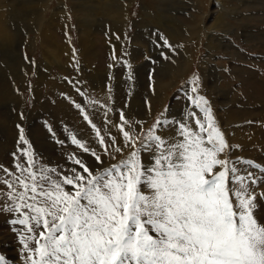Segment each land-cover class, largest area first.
Wrapping results in <instances>:
<instances>
[{
    "label": "snow or ice",
    "instance_id": "6c2138e0",
    "mask_svg": "<svg viewBox=\"0 0 264 264\" xmlns=\"http://www.w3.org/2000/svg\"><path fill=\"white\" fill-rule=\"evenodd\" d=\"M189 100L203 116L189 114L194 127L171 122L181 137L171 144L156 131L170 122L158 119L137 147L139 137L125 130L129 122L121 112L118 127L132 150L107 168L92 169L72 156L81 171L72 168V175L53 180L48 173L56 169L34 170L31 145L20 151L26 162L15 164L19 175L0 166L12 177H0V184L14 205L2 210L17 213L10 223L27 233L18 237L26 264H264V222L256 216L257 196L264 193L254 191L260 181L237 167L241 161L220 158L230 146L208 101ZM23 131L19 143L28 145ZM96 134L104 146L99 129ZM71 142L103 164L75 136ZM0 264H8L3 256Z\"/></svg>",
    "mask_w": 264,
    "mask_h": 264
},
{
    "label": "rangeland",
    "instance_id": "374dc122",
    "mask_svg": "<svg viewBox=\"0 0 264 264\" xmlns=\"http://www.w3.org/2000/svg\"><path fill=\"white\" fill-rule=\"evenodd\" d=\"M100 1L101 0H94L92 1V5H99L98 2ZM159 1L167 3V5L163 7L164 14L167 18L163 20V25H157V22L150 17V10H158L157 5ZM60 2H64L62 4L67 6L69 10H71L69 8L70 5L77 6L75 2L71 0L50 1L47 6L49 9L45 8L47 9L46 12L49 18L53 16L55 12L60 11ZM11 3V9L14 11V8L15 10L17 8V12L19 11L18 13L16 12L17 19H15L13 23L11 22L12 13L10 15L9 25L11 27L9 29L14 33V36L12 35V46H14L12 49L14 51H12V53L20 58L25 57L28 58L29 61L33 60L34 65L28 68L27 87L24 89L25 98L22 106L15 104V100L19 101V92L22 91L18 78L11 80L10 87L5 88L4 82L0 77V92L11 94V99L6 98V100H0V166L8 169L9 172L14 175H19V172L15 168V164L17 162H26V157H22L20 151L21 149H27L29 145H31V150L36 161L34 170H38L41 167L56 169V172L48 173L53 180H59L61 176L64 175H72L70 171L72 168L81 171L79 166L75 165L70 159L72 156L81 159L92 169L101 167L107 168L112 164L118 163L120 160L126 159L132 149L122 154L121 152L117 153L115 151L117 143L125 144L121 131L118 129V131L114 132L113 137H109L110 133H113V131L106 132L99 124L97 125L95 115L89 112L90 104L92 105L95 103V100L99 99V90L95 88L96 85L86 76L85 71H88L89 66L79 62L80 54L84 56V52L82 47L83 41L81 42V38L78 37L80 29L76 21L81 18L82 13L77 16L75 15L72 19L73 38L69 44L72 54L70 53L69 55L72 57L74 56L75 60L71 65H68L69 67H67V69L63 70L60 68L59 64L53 63V60L50 59L51 55L46 56L44 54L41 41H36L34 39L35 34L26 30L27 27H32L35 21L41 19V14L38 15V10L36 11V8L40 7V3L36 0H12ZM28 3L35 8L36 16H34L30 10L28 13V11L23 8V5H27ZM108 3L111 5L113 2L108 1ZM251 3L257 6L253 9L248 8ZM196 4L199 5L196 6ZM15 5H17V7ZM230 5L236 7L231 8ZM62 9L65 10V7H62ZM232 10L234 12L243 13L244 15H236L232 18L229 16ZM100 12H104V10L100 9ZM248 13L250 17L249 15L247 16ZM192 14H200V17H202V26L207 29L211 28L215 23L222 22V18L226 17L224 21L232 24V28L233 26L237 27L239 25L237 28L239 31L234 33L231 30L219 28L217 33H220L222 36L220 43L209 42L207 38L208 35L203 28L199 37L195 38L190 43H186L184 39H180V44L182 46L187 45L189 49L192 48V51H185V57L193 56L195 59L191 73L187 75L186 78L179 79L176 87L168 91L165 108L157 110L152 121L143 123L146 127L140 134L137 147L140 146V141L143 140L144 135L156 124L158 119H165L166 116L169 118L168 122L170 123L162 125L161 127L165 128V131H168V135L173 134L171 140H169L168 136L165 138L168 143L171 144L181 139L178 135V124L171 122H181L184 114L191 118L189 114L192 112H195L201 117L203 116V113L200 112L199 109L194 108L192 102L189 100L190 96H196V94H192L188 90L190 87H194L193 79L196 78V84H199L200 94L208 101L213 115L217 118L218 116L224 117V119L220 118L221 121H232L229 126L230 131L234 133L232 137H229L230 132L227 131L225 125H223V127L218 125L230 146L226 153L221 155L220 158L223 159L227 157L228 160L233 162L241 161V163L237 164V167L242 170L247 169L254 173L260 181L255 186L254 191L257 194L264 193V0H250L249 2H240V4L235 0H203L202 4H200V0H136L135 5L130 9L131 20L127 23L128 28L124 33V35L127 36L124 55L129 54L131 36H134L138 32L135 23L139 19H142L147 22L148 26L146 30L141 33L140 39L142 43H140V46H145L148 52L144 51L147 53L141 52L136 55V58H138L137 63H142L140 71L138 72L141 80L139 88L140 90H152V77L154 75L158 76V72H161L162 69L165 70V68L171 73V66H175L174 59L172 58L174 55L169 56L165 53L163 57L161 54L159 55L161 52L160 49H167L169 47L159 46L161 47L158 49L160 52H157L155 42L159 40L161 35L163 36V29H167V27L175 24L179 25V22L175 23L174 21L180 20L183 23L182 25H190L191 21L194 22ZM103 16L102 13H98L97 17L100 18ZM60 17L61 15H57L53 18L55 23L61 21ZM42 22H47L44 16L42 17ZM109 23V25H112L110 20ZM219 26L221 25L219 24ZM81 28L84 29V26ZM93 29H98L97 32H94L95 36H97L95 41L98 43L104 36H108V28L105 29L98 25L94 26ZM243 31H246V34L243 33ZM47 35H49V33ZM60 35L62 36V34ZM91 35H89V38L93 42L94 38ZM118 36L122 37L123 35L120 33ZM223 37H226V39ZM33 40H35V42H33ZM60 40L62 41V38H60ZM98 43L96 46V53L98 54H96V56H98L99 59L98 62L94 59V65L98 69L101 68L105 70L107 61L110 57L106 49ZM10 56L15 58L12 55ZM68 56H64L62 62L66 61ZM4 57L5 61L3 57H1L0 61L4 62V65L8 64V60L10 63H13L8 55ZM44 58L45 61L49 62L53 67L52 73L55 77H58V82H80V84L76 86V92L75 90H67L64 86H61L59 92L51 94L50 87L40 88V93L42 95H47L48 101L41 97L37 98L38 95L33 94L31 88L39 87L37 85V80L39 78L37 71L39 70L38 68L42 67ZM178 58L181 61L182 55ZM164 61L167 62L168 67L162 66V68H160L161 63ZM119 63L120 64L115 67L117 77L111 79L110 82L115 83L121 76H126L128 70L127 64L123 61ZM16 64V69H18L20 64L19 61L16 62ZM181 66H184V63H182ZM156 71L158 72L156 73ZM44 73L45 71H43L41 75ZM206 76H208L207 79ZM108 78L109 75H106L103 79L100 78V80H97V82L99 81L98 85L102 91L101 85L102 83L104 84L105 79ZM100 81L102 82L101 84ZM125 82L122 83V86H124L123 89L127 87V90L121 91L123 98L120 100L119 107H116V109L114 108L116 110L114 112L116 113L112 116L108 114L109 119L113 122L121 121L120 114L126 109L127 117H130L133 113L131 111L130 113L128 112L129 105L127 103L130 101L128 97L131 96L132 93L129 88L130 86ZM212 88H217V90H211ZM111 89L112 87H110L109 91H111ZM219 92L221 93L218 94ZM77 105H79V107H77ZM106 105L108 106L110 104H105V106ZM109 109L112 110V107H108V110ZM140 111H143V108L139 105L138 109L134 111L136 112L135 117L139 115ZM86 115L88 119H85ZM135 117L129 120L134 126L136 124ZM89 121H91V123H89ZM93 124L95 128H93ZM189 125L194 127V124ZM20 128L24 130L23 135L29 142L28 145L19 143V137L21 135ZM160 128L156 129L157 133H159ZM97 129H99L100 135L104 137V146L99 142V138L96 134ZM104 132H106V134ZM73 136L84 143L87 148L93 145L91 144L92 142H94L96 148L101 145L104 151L106 147L107 150H109L107 154H110L109 156L112 160V164L111 162H109L110 164H106L107 160H105L103 156V164L98 165L95 158L91 156L90 153L83 152L82 149L71 142ZM90 137L94 139L91 142L88 140ZM113 139L115 140L114 144L112 142ZM95 149L89 150L91 152L95 151ZM112 152L114 155L111 154ZM113 157L117 158L115 160L116 162ZM143 158L147 159V156ZM242 161H252L253 164L242 163ZM57 173H59L60 176H58ZM0 177L9 180L12 178L7 176L3 171H0ZM65 189L68 191L72 190L71 186H65ZM8 192L9 189L7 186L0 184V256H3L8 264H26L25 257L27 253L24 252L18 237L22 233L24 235H27V233L24 232L23 226L10 223L11 220L17 218V213L2 210L6 207L14 206L13 201L8 200L5 195ZM257 202L258 208L256 210V216L260 221L264 222V199L257 196Z\"/></svg>",
    "mask_w": 264,
    "mask_h": 264
},
{
    "label": "bare ground",
    "instance_id": "6f19581e",
    "mask_svg": "<svg viewBox=\"0 0 264 264\" xmlns=\"http://www.w3.org/2000/svg\"><path fill=\"white\" fill-rule=\"evenodd\" d=\"M11 1L12 0H0V55H1V57H3L4 61H5V57L4 56L8 55L9 58H11L10 60L13 62V63H10V61L8 60L7 61L8 64H6V65H4V62H0V77L2 78V81L5 80V74L3 72L4 70L10 68L13 72L16 71V67L14 66L16 64V62L23 61V62L26 63L27 66H31V65L33 66L34 65V61L33 60L29 61L28 58L17 57V56H15L12 53V51H14V50H12L13 47H14V46H12V35L14 33H12V31H10V29H9L11 27L9 25L10 24V15L12 13L11 22L13 23V21L15 19H17L16 18L17 8H16V10L14 8V11L11 9L12 8V3H13V2L11 3ZM36 1L40 3V7L36 8V11L38 10L37 11L38 15L41 14V19L39 21L37 20L38 22L35 21L33 23L32 27H27V28L24 27V28H26L27 31H30V33L35 34V38L34 39L36 41H39V40L41 41V44L43 45L42 50H43L44 54L46 56L47 55H51L50 59L53 60L54 64L55 63L59 64L60 68H61L62 64L63 65H67V64L71 63L74 60V56L72 57V56L69 55L70 53L72 54V52H70L71 50L69 48L70 41L73 38V35H72V23H73V20L72 19L74 18L75 15L77 16L78 14L82 13L81 18L77 19L76 22H77L78 27L80 29V34H79L78 37L81 38V42L83 41L82 47H83L84 56L82 54H80V55H81V57L83 59V63L86 64L87 66H89L88 69L90 68L89 72L85 71L86 72V76L90 79V81L94 85H96L95 88L99 90V92H98L99 99L98 100L100 102H104L105 104H110L108 106L106 105L107 109L98 108L96 106L97 111L107 112L109 115L112 116L114 113H116L114 111H116L115 110L116 107H119L120 100L123 98V95H122L121 91H126L127 87L123 89V87H124V86H122L123 84L120 81H118L117 84L113 87V89L111 91H109L106 88V79H105V83L104 84L100 81V84L102 83L101 86H102L103 91L100 89V87L98 85L99 81L97 82V80L98 79L100 80V78H102V79L104 78V72H103L104 70H102L101 68L98 69L97 67L95 69L91 68L92 59L96 56V54H98V53H96V46H97L98 42L95 41V39H97V36H95V33H94V32H97L98 29H93V28H94V26H98L99 25V27L102 26V28L111 29V26L115 23V21H120L121 20V16H124L126 14V11H127V8H128L126 3H128V1L132 2L133 0H101L100 2H98L99 5H92V1H94V0H71V1H74L75 4L77 5V6L70 5L69 8L71 10H69L67 6H64L62 4L64 2H60V4H61V7H59L60 11L59 12H55L53 14V16H51L50 18L48 17L46 10L49 9V8H47V6L50 3V1L53 2V0H36ZM108 1H112L113 3L110 5L108 3ZM202 1L200 0V4H202ZM235 1H237V3L240 4V2H244V1H248L249 2L250 0H235ZM166 5H167L166 2L159 1L158 5H157L158 6V10L157 11H151L150 10V17L157 22V25H163V23H164L163 20L167 19L166 15L164 14V9H163V7L166 6ZM197 5H199V4H196V6ZM15 6L17 7V5H15ZM256 6L257 5L251 3V5H249L248 8L253 9ZM62 7H65V10H63L64 8L62 9ZM230 7L234 8L236 6H231L230 5ZM23 8L26 11H28V13H29V10H30V12L33 13L34 16H36L35 15V8L33 6H30L29 3L27 5L24 4ZM45 8H47V9H45ZM100 9H103L104 12H100ZM170 12H172V11H170ZM98 13H102L104 16L98 18L97 17ZM200 14L199 15L198 14L197 15L192 14V19L194 20V22L191 21L190 25H182L183 23L180 20H176L174 22L175 23L179 22L178 23L179 25L175 24V25L170 26V27L165 26V27H167V29H163V36H164V38H166L168 40L169 44L171 45V48L160 49L161 47H159V46H162L163 42L160 39L157 42H155L156 51L160 52V50H161L159 55L161 53L168 54L169 56L174 55L172 58L174 59V65L175 66L174 67L171 66L172 72L169 73V70H166V68H165V67H168L167 62L164 61V62L161 63V67L160 68H162V66H165L164 67L165 70L162 69V71H161L159 69L161 72H158L159 70L156 71V73L157 72L159 73L158 76L154 75L152 77L153 78L152 81H156L157 84L152 88L150 94L148 95L150 101L144 107V109L148 110L149 112H152L155 109L164 108V104H165V101L167 99L168 91L172 90V89H174L176 87V84L179 82V79L186 78V76L189 74V71H190V68H191V61L193 60V56L185 57V55H186L185 51L186 50L192 51V48L189 49L188 48L189 46H187V45L182 46L180 44V39H184L186 43H190L195 38L199 37V35L202 32V28H203L206 31L207 35H208L207 38H208L209 42L212 41V43L213 42H219L220 43V40H221L222 36L220 35V33H217L219 28L220 29L225 28L226 30H229V31L231 30L234 33H237L239 31L237 29L239 25L237 27L233 26V28H232L231 27L232 24H229L227 22H225L223 26L221 25L222 22L215 23L211 28L207 29V28L202 26L203 23L201 22V18L202 17H200ZM57 15H61V17H60L61 21H58L57 23H55L53 18L55 16H57ZM236 15L243 16L244 14L240 13V12H234L232 10L231 14L229 16H231L233 18ZM248 15L250 17L249 13L247 14V16ZM43 16L47 20L46 23L42 22V17ZM109 20H110V22H112V25H109L110 24ZM219 24L221 26H219ZM135 25L138 28V32H137V34L134 35V38L132 40V44H131L132 45L131 46L132 56L129 59L121 58L118 53H114L113 50H111V52L114 54V59H113V61L111 63H109L107 65V67L105 69L106 71H110L111 77L114 78V77H117V73H115V67L118 64H120L119 63L120 61H123L125 64L136 65L135 67L138 68L137 71L132 74V80L128 83V86H130L129 88H130V91L132 93V95L128 97V99H130V101H129V103H127L129 105V109H128L129 113H130V111L134 112L136 109H138V106L140 105L139 97H140L141 93L144 91V90H140V88H139L140 85H141V80L139 78L140 75H138V72L140 71L142 63H140V64L137 63L138 58H136V55L140 54L141 52H143V53H147L148 52V50L145 49V46H140V43H142V41L140 39L141 38V33L144 32L143 29L145 27H147L148 25L142 19H139L135 23ZM82 26H84V29L81 28ZM145 30H146V28H145ZM48 33H49V35H47ZM243 33L246 34V31H243ZM60 34H62V36ZM89 35L93 36V38H94L93 42L90 40ZM60 38H62V41L60 40ZM223 38L226 39V37H223ZM35 40H33V42H35ZM97 41H99V40H97ZM85 43H86V47H85ZM99 43L102 45L101 39H100ZM223 43H225V42H223ZM92 46H93V48H92ZM158 49H160V50H158ZM144 51H147V52H144ZM16 53H17V51H16ZM149 53H151V52H149ZM10 55L14 56L15 58H12ZM180 55H182V60L181 61L178 58ZM64 56H68V58H67V60L64 59L66 61L62 62V58ZM1 57H0V61H1ZM152 58H153V56H152ZM182 63H184V66H181ZM42 65H44L47 70L45 71V73L43 75H40V77H39V80L37 82V85L39 87H36V95H38L37 98L41 97L43 99V95L40 93L39 90H41L40 88H42L44 85L46 87L48 86V88L50 87V91H53V90H58L59 91L61 86L60 85H56L55 81L51 80L52 77H51L50 71L53 70V67L51 66V64L49 62L45 61V58L42 61ZM121 78H124V76H121ZM206 79H207V76H206ZM59 80H60V78H59ZM131 87H134V90H131ZM194 87H196L197 91H199V84L195 83ZM191 91H192V89H191ZM199 95H200V91H199ZM108 107H112V111L111 112L109 111L110 109L108 110ZM149 112H147L145 114V117L149 118ZM180 113H182V112H180ZM184 115H186V114H184ZM213 116H214L216 121L220 120L219 123H217L220 127L221 126L223 127V125H225L227 131L230 132V136L229 137L234 136L233 135L234 133H232V131H230V127H229L230 124L232 123L231 120L230 121L229 120H226V121L224 120L225 121L224 122V121H221V119H224V117H219L218 116V118H217L215 115H213ZM108 121L109 122H106L104 124L103 128L106 130V132L113 131V133H110V136H109V137H113L114 132L118 129L117 126L115 125L117 122H113L112 120H110L109 116H108ZM190 124H194V120ZM231 130H232V127H231ZM106 132H104V133L106 134ZM132 134L134 136V133H132ZM172 137H173V134H169L168 135L169 140H171ZM88 140H90V142H91L94 139L90 137ZM91 144H93L92 147L95 149L96 147L94 145V142H92ZM107 146L111 147L110 145H107ZM117 147H120L122 149V152H124V151L128 152L129 150H131V147L130 146L129 147H125L124 143L123 144L117 143L116 144V148ZM95 151H99V152H102V153L105 154V151L103 150V148H101V145L98 146L95 149ZM107 151L109 152V150H107ZM122 152H121V154H122ZM111 154L114 155L113 152ZM105 155L110 159V161H112L110 156H109L110 154H105ZM115 160H116V158L114 159V161Z\"/></svg>",
    "mask_w": 264,
    "mask_h": 264
},
{
    "label": "crops",
    "instance_id": "0c3cea01",
    "mask_svg": "<svg viewBox=\"0 0 264 264\" xmlns=\"http://www.w3.org/2000/svg\"><path fill=\"white\" fill-rule=\"evenodd\" d=\"M135 3H136V0H133L132 2L131 1H128V3H126V5L128 6L127 11H126V14L124 16H121V20L120 21H115V23L111 26V29H109L108 36L106 35V36H104L101 39V42H102V45L101 46L104 49H106L107 54L110 57V59L107 61V64L106 65H108L109 63H111L113 61V59H114V54L111 52V50H113L114 53H118L121 58L129 59L132 56L131 48L129 49V54L124 55L125 42L127 41V36H125L124 33H125V30L128 28L127 23L131 20L130 9L132 8V6L135 5ZM145 28L143 29V31H145ZM120 33L123 35L122 37H119L118 36V34H120ZM133 38H134V36H131V40H130L131 44H132ZM94 59L98 62L99 57L98 56H95L92 59V63H91V68L92 69H95L96 68V66L94 65ZM74 60H75V58H74ZM74 60L71 63L67 64V65H63L62 64L61 65V69H63V70L67 69V67H69L68 65H71L74 62ZM79 60H80L79 62H81L83 64V59H82L81 55H80V59ZM194 62H195V59L193 57V60L191 61V68H190L189 74L191 73L192 66H193ZM19 63H20L19 64V68L16 69L15 72H13L10 68H8V69H6V70L3 71L4 74H5V80L3 82H4L5 88H9L10 87V81L13 80L14 78H18L19 84H20V87H21L22 91L19 92V94H18L19 101L15 100V104L22 106V103L24 102V98H25V91H24V89L27 87V82L26 81H27V76H28V68L30 66H27L26 63L23 62V61H20ZM93 65H94V67H93ZM14 66L16 67L17 64H15ZM127 66H128V70H127L126 76H124V78H120L118 80L121 83H124L126 81L127 84H128L132 80V74L134 72H136L137 69H138L137 67H135L136 65L127 64ZM38 69L39 70L37 71V74H39V77H40V75H41V73L43 71H46L47 70L44 65H42V67L41 68H38ZM89 71H90V68L88 69L87 72H89ZM12 72H13L14 75L12 74ZM103 72H104V76L109 75V78L106 79V88H107V90H110V87H112V89H113V87L117 84L118 81H116L115 83L110 82V80L113 79L111 77L110 71L104 70ZM50 74H51V77H52L51 80L55 81L56 85L64 86L67 90H75V92L77 91V87L76 86H77V84H80L79 81L78 82H76V81H64V82L63 81L62 82L60 81V82H58V77H55L53 75L52 71H50ZM114 78H116V77H114ZM38 80H39V78H38ZM38 80H37V82H38ZM66 80H68V79H66ZM155 85H156V82L155 81H152L151 89ZM43 87H46V86L44 85ZM191 89H192V87H190L188 90L192 94H196V96H200L199 93H198V91H196V93H193L191 91ZM31 90H32L33 94L36 95V87H32ZM131 90H134V87H131ZM50 92H52L51 94H55V93H57L59 91L58 90H53V91H50ZM150 92H151V90L148 91V89H146V90H144L141 93V95L139 97V101H140V106L143 108V111H140L138 116L135 117V113L136 112H133L130 117H127L126 116L127 109L124 110L125 112L123 111L125 118L129 122L128 124L124 125V128H125V130H128V131L134 133V138L135 137H139L140 138V134L142 133L143 129L146 127L143 124L144 122L148 123V122L152 121L155 112L157 110H162V109L165 108L166 101H165V104H164V108H162V109H155L152 112H149L148 110L144 109L145 105L150 101L149 100V97H148V95L150 94ZM6 98L7 99H11V94H9L7 92H0V99L6 100ZM43 99H45V100L48 101V96L43 94ZM96 106L98 108H103V109H107V107L105 106V103L104 102H100L99 100H95V103H93L92 105L90 104V110H89V112L92 115H95L96 124L97 125L99 124L100 127L103 128L104 127V124L106 122H109L108 121V113L107 112H102V111H97ZM109 111L111 112L112 110L110 109ZM147 112H149V118L145 117V114ZM181 116H182V114H181ZM134 117H135V120H136L135 126L132 123H130V121H129L131 118H134ZM197 117H199V116L197 115ZM165 120L169 121V118L166 116L165 117ZM193 120L194 119L189 118L187 115H183L181 122H187L188 124H190V123L193 122ZM121 123L122 122L119 121V122H117L115 124L118 129H119L118 125H120ZM118 129L116 131H118ZM164 129L165 128H162L161 127L158 134L161 137H163V138H167L168 131H165ZM137 144H138V140H137ZM89 149L94 150V148L92 146L89 147ZM94 152H97V154L101 156L102 160H103V156H104L105 157V160H107L106 164H110L109 162H111V164H112V161H110V159L105 154H103L102 152H99V151H94ZM125 152L126 151H124L122 153H125Z\"/></svg>",
    "mask_w": 264,
    "mask_h": 264
},
{
    "label": "flooded vegetation",
    "instance_id": "af4514ba",
    "mask_svg": "<svg viewBox=\"0 0 264 264\" xmlns=\"http://www.w3.org/2000/svg\"><path fill=\"white\" fill-rule=\"evenodd\" d=\"M223 19V21H222V26L224 25V23L226 22V21H224V20H226V17H223L222 18ZM207 78H208V76H207ZM211 90H217V88H212ZM221 92H219L218 94H220ZM200 96H201V94H200ZM199 117H201L200 115H199ZM221 117V116H220ZM220 121V120H219ZM219 121H216L217 123H219Z\"/></svg>",
    "mask_w": 264,
    "mask_h": 264
}]
</instances>
